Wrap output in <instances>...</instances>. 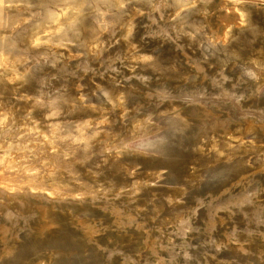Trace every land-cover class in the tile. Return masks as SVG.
<instances>
[{
    "label": "rangeland",
    "instance_id": "rangeland-1",
    "mask_svg": "<svg viewBox=\"0 0 264 264\" xmlns=\"http://www.w3.org/2000/svg\"><path fill=\"white\" fill-rule=\"evenodd\" d=\"M0 264H264V0H0Z\"/></svg>",
    "mask_w": 264,
    "mask_h": 264
}]
</instances>
